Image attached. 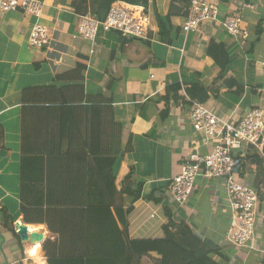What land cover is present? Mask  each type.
Here are the masks:
<instances>
[{
    "label": "crops",
    "instance_id": "0c3cea01",
    "mask_svg": "<svg viewBox=\"0 0 264 264\" xmlns=\"http://www.w3.org/2000/svg\"><path fill=\"white\" fill-rule=\"evenodd\" d=\"M38 1L45 3L39 19L22 12L0 16V264H32L16 221L30 225L23 209L45 206L49 150L84 152L85 142L97 152L81 163L87 205L132 209L131 240H166L172 221L189 227L190 245L205 246L217 264H264V224L256 229V250L226 246L232 214L222 179L199 177L186 207L168 194L188 157L197 150L209 154L215 146L204 145L192 124L186 88L203 84L210 94L203 104L231 122H240L253 108L264 109V0H211L218 6L217 21L188 34L180 6L186 0H151L150 9L169 17V40L159 37L150 10V42L100 29L95 52L78 33L81 17H94L98 0ZM233 14L244 18L242 27L249 33L244 42L223 27ZM37 23L49 30V49L30 46ZM213 42L236 53L232 71L222 80L208 55ZM177 83L183 89L168 105L156 101ZM23 148L36 155H25ZM240 155L234 152L237 173L260 191L264 209V158L254 148ZM128 183L134 189L141 185L140 199L123 194ZM57 239L47 226L45 242ZM156 259L141 264H158Z\"/></svg>",
    "mask_w": 264,
    "mask_h": 264
},
{
    "label": "trees",
    "instance_id": "16d2710c",
    "mask_svg": "<svg viewBox=\"0 0 264 264\" xmlns=\"http://www.w3.org/2000/svg\"><path fill=\"white\" fill-rule=\"evenodd\" d=\"M121 1L133 6H144L151 23L152 10L153 21L159 28V37L169 40V17H162L154 8L150 9L151 0H98V9L93 14L94 17L104 21L111 7ZM208 55L220 68L217 80L225 79L233 69L236 53L231 47L213 42L209 46ZM230 84V86L237 84V79ZM182 89L180 83L168 86L166 96L155 99L157 102L165 101L168 105ZM186 97L203 104L210 98V94L203 84L193 82L191 87L186 88ZM165 113L167 116L169 109ZM85 146L84 152L78 153L71 149L67 152L57 148L49 150L48 195L45 206L23 209L27 224L45 223L49 231L58 236L56 241L48 240L43 246L47 264H141L143 259L153 257L157 258L158 264H217L212 260L213 252L207 250L205 246L196 248L194 244L190 245L189 227L184 228L183 225H176L171 221L167 227L171 235L166 240L133 241L129 236L128 225V216L132 209L89 207L85 195L86 174L84 163H81L85 162L88 154L96 156L97 152L90 143L85 142ZM23 153L36 155L33 150L29 152L25 148ZM123 194L138 200L141 197V185L134 189L128 183Z\"/></svg>",
    "mask_w": 264,
    "mask_h": 264
},
{
    "label": "built area",
    "instance_id": "2783aa9c",
    "mask_svg": "<svg viewBox=\"0 0 264 264\" xmlns=\"http://www.w3.org/2000/svg\"><path fill=\"white\" fill-rule=\"evenodd\" d=\"M180 6L185 15L182 26L185 34L199 31L201 26L216 22L219 15L218 6L211 0H190ZM44 9L45 3L38 0H0V16L8 12H22L39 19ZM243 23L241 14H233L224 18L223 27L236 42H244L249 33L243 29ZM100 29L118 32L125 39L152 40L151 20L142 5L118 2L111 7L104 21L90 15L81 17L78 36L92 44L93 52L97 49ZM51 42L49 30L41 24H35L29 39L30 46L39 50L49 49ZM186 100L191 105V122L196 131L202 134L204 145L215 142V146L209 154L202 155L197 150L188 157L181 173L169 183L168 194L177 206L186 207L194 195L199 177L222 179L232 214L231 226L225 238L226 246L254 251L256 229L264 224L262 197L259 190L239 177L234 152L238 151L240 156H245L254 148L264 158V109L253 108L243 120L236 123L202 103L187 97ZM250 242L253 245H249Z\"/></svg>",
    "mask_w": 264,
    "mask_h": 264
},
{
    "label": "clouds",
    "instance_id": "9594fccd",
    "mask_svg": "<svg viewBox=\"0 0 264 264\" xmlns=\"http://www.w3.org/2000/svg\"><path fill=\"white\" fill-rule=\"evenodd\" d=\"M19 225H22V222L18 220L16 221L15 226L17 227ZM28 228L32 233L42 234L43 239L31 242L29 246L25 247V256L32 260V264H46V259L42 252V246L47 239V226L45 223H32L28 225Z\"/></svg>",
    "mask_w": 264,
    "mask_h": 264
},
{
    "label": "water",
    "instance_id": "95a60500",
    "mask_svg": "<svg viewBox=\"0 0 264 264\" xmlns=\"http://www.w3.org/2000/svg\"><path fill=\"white\" fill-rule=\"evenodd\" d=\"M22 225L15 226V230L19 239L24 243L30 245L31 242L40 241L43 239L42 234L40 233H32L28 226L24 224L21 220Z\"/></svg>",
    "mask_w": 264,
    "mask_h": 264
}]
</instances>
